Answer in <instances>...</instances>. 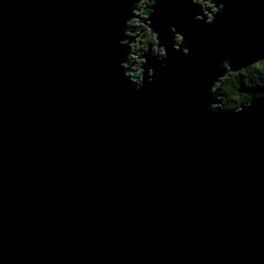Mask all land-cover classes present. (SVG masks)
<instances>
[{
  "label": "water",
  "instance_id": "obj_1",
  "mask_svg": "<svg viewBox=\"0 0 264 264\" xmlns=\"http://www.w3.org/2000/svg\"><path fill=\"white\" fill-rule=\"evenodd\" d=\"M224 2L159 0L172 59L131 93V0H0V264H264V99L208 108L216 65L264 55V0Z\"/></svg>",
  "mask_w": 264,
  "mask_h": 264
},
{
  "label": "clouds",
  "instance_id": "obj_2",
  "mask_svg": "<svg viewBox=\"0 0 264 264\" xmlns=\"http://www.w3.org/2000/svg\"><path fill=\"white\" fill-rule=\"evenodd\" d=\"M158 3L159 0H131L130 18L123 21L122 36L125 38L119 39L118 43L130 51L120 60L119 67L125 70L122 79L127 81L131 93L149 92L158 71L166 68L172 59L168 44L161 43L159 38L162 29L157 26L154 30L153 27ZM182 3L191 10L195 22L202 25H213L226 8L224 0H182ZM174 11L170 9V12ZM163 30L172 34L173 51L182 56L192 55L188 39L175 24L167 25ZM204 31L207 34L209 29ZM224 31L230 34L232 29L226 26ZM213 72L214 77L208 85V95L212 98L208 102L210 111L239 116L253 109L255 100L264 99V55L248 54L236 62L224 59Z\"/></svg>",
  "mask_w": 264,
  "mask_h": 264
},
{
  "label": "trees",
  "instance_id": "obj_3",
  "mask_svg": "<svg viewBox=\"0 0 264 264\" xmlns=\"http://www.w3.org/2000/svg\"><path fill=\"white\" fill-rule=\"evenodd\" d=\"M245 91H247L248 89H244Z\"/></svg>",
  "mask_w": 264,
  "mask_h": 264
}]
</instances>
